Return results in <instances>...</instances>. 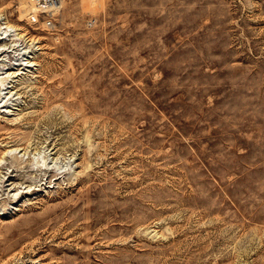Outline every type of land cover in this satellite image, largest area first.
<instances>
[{
	"label": "rangeland",
	"instance_id": "obj_1",
	"mask_svg": "<svg viewBox=\"0 0 264 264\" xmlns=\"http://www.w3.org/2000/svg\"><path fill=\"white\" fill-rule=\"evenodd\" d=\"M35 14L0 0V264H264V0Z\"/></svg>",
	"mask_w": 264,
	"mask_h": 264
},
{
	"label": "built area",
	"instance_id": "obj_2",
	"mask_svg": "<svg viewBox=\"0 0 264 264\" xmlns=\"http://www.w3.org/2000/svg\"><path fill=\"white\" fill-rule=\"evenodd\" d=\"M63 0H28L30 5L36 10V14L33 15L34 19L38 16L42 17V23L45 26L52 24V10L56 9Z\"/></svg>",
	"mask_w": 264,
	"mask_h": 264
},
{
	"label": "bare ground",
	"instance_id": "obj_3",
	"mask_svg": "<svg viewBox=\"0 0 264 264\" xmlns=\"http://www.w3.org/2000/svg\"><path fill=\"white\" fill-rule=\"evenodd\" d=\"M28 1V0H27ZM23 4V3H22ZM60 6V4L58 5V7ZM58 7H56V10L58 9ZM26 10H27V8L25 9V8H23V7H21V8H19V20H21L22 19V17H24L25 16V12H26ZM19 37V36H18ZM21 38V37H20ZM2 41V40H1Z\"/></svg>",
	"mask_w": 264,
	"mask_h": 264
}]
</instances>
